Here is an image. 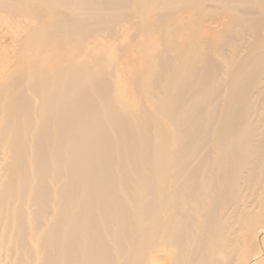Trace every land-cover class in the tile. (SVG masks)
<instances>
[{"label":"bare ground","instance_id":"6f19581e","mask_svg":"<svg viewBox=\"0 0 264 264\" xmlns=\"http://www.w3.org/2000/svg\"><path fill=\"white\" fill-rule=\"evenodd\" d=\"M0 23V264H264V0Z\"/></svg>","mask_w":264,"mask_h":264},{"label":"rangeland","instance_id":"374dc122","mask_svg":"<svg viewBox=\"0 0 264 264\" xmlns=\"http://www.w3.org/2000/svg\"><path fill=\"white\" fill-rule=\"evenodd\" d=\"M12 32H14L13 28L10 29L7 25L0 23V59L4 54H13L15 52L14 40L11 36Z\"/></svg>","mask_w":264,"mask_h":264}]
</instances>
